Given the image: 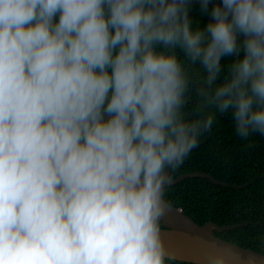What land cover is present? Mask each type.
Segmentation results:
<instances>
[{"label": "clouds", "instance_id": "1", "mask_svg": "<svg viewBox=\"0 0 264 264\" xmlns=\"http://www.w3.org/2000/svg\"><path fill=\"white\" fill-rule=\"evenodd\" d=\"M229 112L264 136V0H0V264H169L167 170Z\"/></svg>", "mask_w": 264, "mask_h": 264}, {"label": "trees", "instance_id": "2", "mask_svg": "<svg viewBox=\"0 0 264 264\" xmlns=\"http://www.w3.org/2000/svg\"><path fill=\"white\" fill-rule=\"evenodd\" d=\"M193 26H203L208 17L194 4ZM184 61V55L177 50ZM232 58L222 61L225 73ZM191 79L204 75L199 65L191 66ZM185 108L187 113L195 109L198 97L194 87ZM201 171L214 179L229 183H213L205 177H185L177 183L165 186L164 200L190 216L198 224L232 225L246 222L230 230L215 231V235L239 246L264 254V136L253 133L248 139L240 138L235 131L231 113L216 114L212 129L204 133L184 165L169 170L173 178L184 172ZM236 185V186H232ZM169 264H194L169 260Z\"/></svg>", "mask_w": 264, "mask_h": 264}, {"label": "water", "instance_id": "3", "mask_svg": "<svg viewBox=\"0 0 264 264\" xmlns=\"http://www.w3.org/2000/svg\"><path fill=\"white\" fill-rule=\"evenodd\" d=\"M169 176V170H167ZM200 176L211 180L213 183L229 185V183L214 179L205 172H184L170 177V184L179 182L185 177ZM166 185V186H167ZM236 186V185H232ZM165 201V200H164ZM166 202V201H165ZM172 209L164 219L160 221L161 236L168 249L175 253L173 260H178L194 264H207L206 252L211 245H215L216 250H230L240 257L234 264H249V258L255 257L256 264H264V254L250 248L239 246L233 242L222 239L215 235V231L230 230L246 222L232 225L218 226L213 222L198 224L190 216L185 214L181 208L174 207L166 202Z\"/></svg>", "mask_w": 264, "mask_h": 264}]
</instances>
